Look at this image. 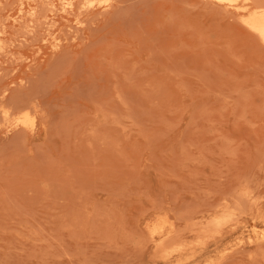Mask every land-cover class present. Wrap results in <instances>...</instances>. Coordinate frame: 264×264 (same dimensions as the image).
I'll return each instance as SVG.
<instances>
[{"label":"rangeland","instance_id":"1","mask_svg":"<svg viewBox=\"0 0 264 264\" xmlns=\"http://www.w3.org/2000/svg\"><path fill=\"white\" fill-rule=\"evenodd\" d=\"M66 1L0 0V100L31 119L0 128V264H264V42L249 11L115 0L80 25ZM225 209L234 219L202 231ZM161 217L177 229L164 246Z\"/></svg>","mask_w":264,"mask_h":264},{"label":"bare ground","instance_id":"2","mask_svg":"<svg viewBox=\"0 0 264 264\" xmlns=\"http://www.w3.org/2000/svg\"><path fill=\"white\" fill-rule=\"evenodd\" d=\"M210 3L216 4L218 6H222L225 9H229L230 11L233 10V13L235 14H239L243 15V13H247L248 14H244V28H246V30L250 33V35L253 36V38L259 42L261 41L262 43L264 42V0H207ZM115 0H67L64 3H61V7H60V12L62 11L61 16L66 17V18H70L71 16H73V19H75V22H78L80 25L84 24V22H87L88 19V14L91 13L94 9H99L101 11H106L107 9H109L110 7H113ZM37 4H35V6L31 7L32 11H33V15L35 16V18L38 16L37 14ZM55 7V6H54ZM111 9V8H110ZM109 9V10H110ZM100 11V12H101ZM98 13V12H97ZM37 14V16L35 15ZM40 15V14H39ZM90 18V17H89ZM64 19V18H63ZM88 19V20H86ZM70 20V19H69ZM71 21V20H70ZM72 23V22H71ZM51 25V24H50ZM73 25V24H72ZM2 32L0 31V34ZM2 38L0 37V40ZM55 47L58 46L57 43L54 44ZM263 45V44H262ZM28 106L26 103H21L17 106V109H26ZM20 111V110H18ZM12 111L6 107L0 100V115L4 118V124L0 123V128L5 127L7 128H14V129H18V128H27V126L29 125L28 123L31 122V119L29 117V113L27 111V113L25 112L24 115L19 116V117H14L12 118V116H14V114L12 115L11 113ZM31 116V114H30ZM33 117V116H31ZM30 121L28 122L27 121ZM33 121V120H32ZM32 125V124H31ZM30 125V126H31ZM34 126V125H33ZM32 126V127H33ZM29 127V126H28ZM8 130V129H7ZM251 188V187H250ZM246 190V189H244ZM249 191V189H248ZM249 193V192H248ZM244 191H240V195L237 196V198L240 197H249L250 193L248 194ZM255 197V196H254ZM236 198V197H235ZM236 198V200H237ZM243 198V199H244ZM238 199V203L242 202ZM227 201V200H226ZM246 200L244 199V202ZM248 201V198H247ZM249 202V201H248ZM252 202V201H251ZM236 203V204H238ZM243 203V202H242ZM235 204V205H236ZM241 204V203H240ZM239 204V205H240ZM245 204V203H244ZM248 203H246L247 205ZM234 205V206H235ZM243 206V204H241ZM240 205V206H241ZM238 206V209L239 207ZM251 206V205H250ZM230 207V205L228 203H226V208ZM232 208V206H231ZM235 208V207H233ZM241 208V207H240ZM236 209V208H235ZM233 210V209H232ZM238 211V210H237ZM261 211V210H260ZM231 211H227L226 209L223 210V212H221L220 214H216L215 216H213V218H211V220L209 221V223L202 228V231H208L209 227L211 226H221L225 221H227L228 219L232 218ZM234 216L236 217L235 213H233ZM238 216V215H237ZM207 219V218H206ZM236 219V218H235ZM169 219L167 217H161L160 219H158L157 221H155L151 226H150V231L152 233V236L156 239H158L159 237V241L157 243L158 246H164L165 243V239L172 237L171 235L174 234V230L176 228H172V225H174V223L168 221ZM231 221V220H230ZM228 223V222H226ZM238 223V222H237ZM203 224V223H201ZM221 228V227H220ZM174 229V230H173ZM212 229V228H210ZM209 229V230H210ZM177 230V229H176ZM192 230V229H191ZM213 231V230H211ZM219 231V230H218ZM263 231V230H262ZM177 232V231H176ZM257 232V231H256ZM206 233V232H205ZM258 233V232H257ZM176 235H178L176 233ZM199 237V236H198ZM203 237V236H202ZM251 236L249 235V238ZM173 238V237H172ZM176 238V237H174ZM173 238V239H174ZM251 239V238H250ZM172 240V239H171ZM177 240V239H176ZM202 240V239H201ZM242 240V237H241ZM248 240V239H247ZM169 243V240H167ZM166 241V242H167ZM182 241V240H181ZM242 242V241H241ZM179 242H176L174 245L178 244ZM186 244V243H184ZM174 245H171L174 247ZM183 245V242H182ZM178 246V245H176ZM180 246V244H179ZM178 246V247H179ZM166 247V246H165ZM185 247V246H183ZM163 248V247H162ZM170 248V247H169ZM168 248V249H169ZM167 249V248H166ZM181 249V248H180ZM180 249H177V251H181ZM192 249V248H191ZM165 250V249H164ZM170 250V249H169ZM183 250V249H182ZM168 250H166L167 252ZM174 251V250H172ZM171 251V252H172ZM169 252V253H171ZM163 254V253H162ZM167 256V255H166ZM187 258V257H186ZM182 259V258H181Z\"/></svg>","mask_w":264,"mask_h":264}]
</instances>
